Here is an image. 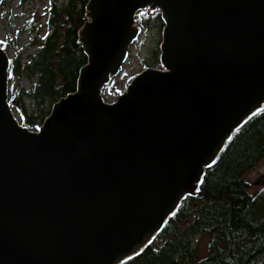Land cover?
Wrapping results in <instances>:
<instances>
[{
	"label": "water",
	"instance_id": "obj_1",
	"mask_svg": "<svg viewBox=\"0 0 264 264\" xmlns=\"http://www.w3.org/2000/svg\"><path fill=\"white\" fill-rule=\"evenodd\" d=\"M2 0H0V4ZM164 22L161 69L101 93ZM77 89L38 132L19 124L0 46V264H122L140 255L233 133L264 106V0H89Z\"/></svg>",
	"mask_w": 264,
	"mask_h": 264
},
{
	"label": "trees",
	"instance_id": "obj_2",
	"mask_svg": "<svg viewBox=\"0 0 264 264\" xmlns=\"http://www.w3.org/2000/svg\"><path fill=\"white\" fill-rule=\"evenodd\" d=\"M88 1L65 0L58 6L54 0L47 10L50 31L34 56L23 66L19 55L9 58L8 102L19 123L29 130L43 124L56 102L76 92L79 71L87 63L78 32L87 21ZM3 15L4 11L0 10V16ZM136 25L142 34L152 35L150 53L142 65L160 69L164 28L161 13L139 11ZM31 44L28 46H36ZM0 45L7 51V44ZM22 73L33 84L27 91L20 87L14 94L12 81ZM108 89L110 95H119L109 87L104 92ZM27 102L32 104V109L25 105ZM263 156L264 106L233 133L214 163L205 170L196 195L182 201L140 255L122 264H264V187L251 192L244 179L245 173ZM202 235H209L211 241L206 256L198 259L191 239Z\"/></svg>",
	"mask_w": 264,
	"mask_h": 264
},
{
	"label": "rangeland",
	"instance_id": "obj_3",
	"mask_svg": "<svg viewBox=\"0 0 264 264\" xmlns=\"http://www.w3.org/2000/svg\"><path fill=\"white\" fill-rule=\"evenodd\" d=\"M54 0H10L4 1L1 5V11L5 15L0 16V43L7 44L6 51L9 58L19 55V60L23 66L29 58L34 56L43 38L49 33L47 26V10ZM58 6L65 3V0H55ZM0 7V8H1ZM129 48L126 60L120 68L116 77L112 78L107 87L122 92L131 82L134 76L145 70L142 60L150 53L149 42L152 40L150 33H140L137 41ZM36 43V46H28ZM32 45V44H31ZM124 75V78H122ZM13 93L17 90L24 89L27 91L31 88L32 82L25 73L20 77L13 79ZM11 82L8 80V87ZM10 94H8L9 98ZM102 99L106 103H112L116 97L107 92H102ZM25 105L32 109V104L27 102ZM14 115V111L12 110ZM15 116V115H14ZM17 119V117H16ZM18 120V119H17ZM30 131H34L32 129ZM244 179L250 186L251 192L260 191L264 187V156L251 170L247 171ZM192 247L196 250L197 258H203L207 254V249L211 241L209 235L196 236L191 239ZM184 264H190L185 262Z\"/></svg>",
	"mask_w": 264,
	"mask_h": 264
}]
</instances>
